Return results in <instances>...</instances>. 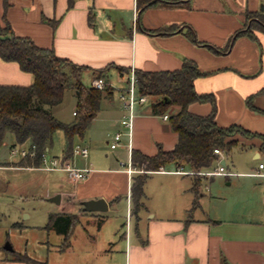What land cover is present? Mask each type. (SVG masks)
I'll use <instances>...</instances> for the list:
<instances>
[{
	"label": "crops",
	"instance_id": "crops-1",
	"mask_svg": "<svg viewBox=\"0 0 264 264\" xmlns=\"http://www.w3.org/2000/svg\"><path fill=\"white\" fill-rule=\"evenodd\" d=\"M168 1L180 4L149 7L139 18L136 0H0V25L6 21L16 36L30 38L39 47L52 48L59 57L95 70L114 64L134 70L173 71L181 67L184 59L192 60L203 73L194 81L195 90L214 96L217 124L237 125L264 137V31L255 29V38L237 37L222 54L202 45L223 49L237 30L245 28L247 12H264L263 1ZM189 27L201 44L187 37ZM113 73L126 83V77H121L116 68L106 72L111 91L103 94L100 109L81 138V146L87 148L88 154H73L70 159L74 167L90 169L86 179L73 181L65 170H44L40 164H27L21 157L9 160L3 154L0 169L27 173L25 185L39 186V194H34L48 197L46 200L59 207L49 214L77 215L78 224L83 219L96 222L99 232L110 214L119 213L121 206L126 221L124 225L115 223L113 228L112 241H122L115 250L120 257L109 256L114 264H264L263 139L235 136L232 139L237 143L230 152L220 150L215 154L217 160L206 171L223 166L228 175L197 174L201 184L196 207L191 191L195 173L173 166L148 172L144 208L134 215L132 180L143 171L129 175L120 163L127 162L133 150L152 156L159 148L173 149L177 134L168 123V113L153 112L155 98L136 107L129 136L121 124L124 112L118 101L125 86L115 89L110 85ZM84 74L91 81L94 78L91 71ZM33 78L18 63L0 59V85L26 86ZM74 97L76 100L75 94ZM249 98L255 109L248 106ZM75 107L76 102L73 117ZM189 111L207 116L212 105L193 103ZM94 128L100 129L98 134ZM108 133H122L114 149L110 145L109 150L103 148L104 143H109ZM7 138L1 147L8 146L10 153L18 144L14 136ZM63 147L61 154L53 157L62 158L65 142ZM49 177L53 182L50 191ZM56 196L57 202L51 201ZM98 199L105 201V210L84 209L85 202ZM12 227L23 226L16 222ZM58 235L63 242V236ZM4 246L0 247V264L43 263L29 256L37 263L17 260L15 256L22 253L13 245L12 251Z\"/></svg>",
	"mask_w": 264,
	"mask_h": 264
},
{
	"label": "trees",
	"instance_id": "trees-1",
	"mask_svg": "<svg viewBox=\"0 0 264 264\" xmlns=\"http://www.w3.org/2000/svg\"><path fill=\"white\" fill-rule=\"evenodd\" d=\"M263 4H264V0ZM180 1L168 0H136L138 17L149 7L164 5L176 6ZM244 29L237 30L227 45L217 48L207 46L214 53H226L234 40L239 36L255 38V29L264 31V12H247ZM174 29V27H171ZM170 29V28H169ZM171 29V30H172ZM169 30L165 32L168 34ZM187 37L195 44H201L195 36L194 30L189 27ZM0 59L5 62H16L20 69L33 75V82L29 85H0V147L3 145L7 133L14 136L18 145L26 143L36 146L34 156L23 158L27 164L38 166L42 154L50 148L54 132L60 130L65 137L63 160L73 156V140L76 136L82 138L88 126L97 115L103 94L110 93L111 87L98 90L91 85L83 84L85 72L91 71L93 77H104L108 83L106 72L116 68L121 77L130 73L129 68L108 64L103 69H92L78 65L67 58L59 57L52 48L37 46L30 38L16 36L5 21L0 25ZM136 77V92L148 98H156L152 103L153 112L160 115L168 113V123L177 134V142L173 149L165 151L159 148L152 156L142 154L137 150L131 152L132 166L143 173L133 177L131 194L133 200L132 212L135 215L144 208V184L149 177L148 172L159 170L160 167H183L196 175L210 169L217 156L214 149L225 152L237 143L235 136L246 138L264 137L252 133L244 128L231 125L221 127L215 120V98L212 94L198 93L194 81L203 73L196 63L189 59L182 61L181 67L173 71H143L134 70ZM66 90H72L76 96L74 120L64 123L58 120L51 108L59 105ZM193 103H210L212 111L207 116H201L189 111ZM251 109H255L251 98L247 100ZM175 107V112L170 109ZM200 176H195L191 191L195 194L193 207L197 206V197L200 193ZM79 219L70 213H51L48 216L46 229H53L63 236L61 249L70 245L72 230ZM17 260L26 259L37 263L26 255H16ZM39 263V262H38ZM39 264H47L46 262Z\"/></svg>",
	"mask_w": 264,
	"mask_h": 264
},
{
	"label": "rangeland",
	"instance_id": "rangeland-1",
	"mask_svg": "<svg viewBox=\"0 0 264 264\" xmlns=\"http://www.w3.org/2000/svg\"><path fill=\"white\" fill-rule=\"evenodd\" d=\"M90 78L87 74L83 76V84L87 87L91 85ZM110 85L115 89H119L121 88L120 85L126 86V83L120 81L113 73L110 77ZM149 99L150 102L155 100V98H147V100ZM75 102L74 92L66 90L63 101L51 108V111L61 122L71 123L74 119L72 111ZM175 110L176 108L172 107L170 112L172 113ZM94 129H97L96 134H98L100 129ZM108 135L109 137L106 138L109 143L103 144V148L107 150H109V145L112 143L115 133H108ZM12 136L11 133H7L5 140L7 141V137ZM82 140L76 136L73 140V146L81 145ZM63 142H65L63 132L60 130L54 132L52 146H50L49 151H46V157L50 159L53 155H60L62 148H64ZM1 154L9 160L20 159L18 155L11 156L8 153V146L0 147V156ZM102 154L104 155V153ZM122 162L126 164L128 161ZM45 174L47 173H42V176ZM27 181V173L0 169V247L9 242L22 254L48 264H114L110 262L109 256L115 255L114 259L120 257V252L115 250H117L116 247L121 245L122 241L120 242L119 238L112 241L113 228L115 223L124 225L126 221V214L121 206H119V213L110 214L109 220L104 223L101 232L97 229L98 224L96 222L81 220V223L76 224L72 230L70 246L66 250L60 251L62 237L53 231L47 232L44 229L48 223L49 212H57L59 207L46 200L48 197L35 195L34 193L39 194L40 192L39 186L25 185ZM52 183L49 177L47 179L49 191ZM16 222L21 223L23 227L13 228L12 226ZM21 260L30 263L26 259Z\"/></svg>",
	"mask_w": 264,
	"mask_h": 264
},
{
	"label": "built area",
	"instance_id": "built-area-1",
	"mask_svg": "<svg viewBox=\"0 0 264 264\" xmlns=\"http://www.w3.org/2000/svg\"><path fill=\"white\" fill-rule=\"evenodd\" d=\"M91 86L98 89L104 90L108 85L106 79L104 77H94L91 81ZM147 96L145 95H138L136 92V77L134 73V69H130V73L128 75V81L124 89H122L118 94V99L120 106L123 110V116L121 118L122 126L128 131V135L131 136L132 134V127L134 123V119L136 117V107L138 105H142L147 102ZM75 114V112H74ZM167 118V116H164ZM122 139V133H116L113 136L112 143L110 144V148L114 149L119 145V142ZM36 146L34 144H29L28 146L18 145L11 149V155H18L21 158H25L27 156H34ZM219 149H214V154H219ZM74 155H81L86 157L88 154V150L86 147L81 145H76L73 149ZM120 166L124 167L126 172L131 175L132 173L138 171L136 170L131 163V153L128 162L125 164L124 162L120 163ZM260 168H263V164H260ZM40 168L44 170H65L69 173L71 179L73 181H81L88 177L90 173V169H79L74 167L70 159L63 160V158L52 157L48 159L46 157V153L42 154V159L40 162ZM159 170L164 171L163 167H160ZM180 172L181 169H178ZM206 176H213V175H228L225 170V167L219 166L218 169L212 171H205L203 172Z\"/></svg>",
	"mask_w": 264,
	"mask_h": 264
},
{
	"label": "water",
	"instance_id": "water-1",
	"mask_svg": "<svg viewBox=\"0 0 264 264\" xmlns=\"http://www.w3.org/2000/svg\"><path fill=\"white\" fill-rule=\"evenodd\" d=\"M58 198H59V196L53 197V198H51V201L57 202ZM102 206H104V209L102 208ZM84 209L86 211L105 210L106 209L105 201L103 199L87 201L84 203ZM4 248L8 251L13 250L9 243H6Z\"/></svg>",
	"mask_w": 264,
	"mask_h": 264
}]
</instances>
